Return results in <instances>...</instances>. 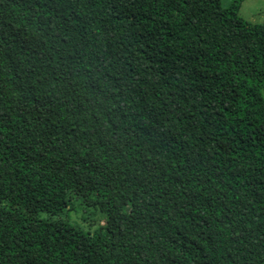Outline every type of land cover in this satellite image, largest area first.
<instances>
[{
  "label": "trees",
  "instance_id": "1",
  "mask_svg": "<svg viewBox=\"0 0 264 264\" xmlns=\"http://www.w3.org/2000/svg\"><path fill=\"white\" fill-rule=\"evenodd\" d=\"M241 2L0 0V264H264Z\"/></svg>",
  "mask_w": 264,
  "mask_h": 264
},
{
  "label": "rangeland",
  "instance_id": "2",
  "mask_svg": "<svg viewBox=\"0 0 264 264\" xmlns=\"http://www.w3.org/2000/svg\"><path fill=\"white\" fill-rule=\"evenodd\" d=\"M230 0H221V4L225 7ZM237 14L251 24L261 23L264 20V0H242L238 8ZM264 97V89L262 90ZM70 218L76 220L83 227H89L95 220L101 219L98 212L95 215H88L81 212V209L71 210Z\"/></svg>",
  "mask_w": 264,
  "mask_h": 264
}]
</instances>
